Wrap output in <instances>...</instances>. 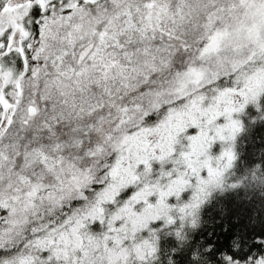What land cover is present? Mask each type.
Segmentation results:
<instances>
[{"label": "snow or ice", "instance_id": "snow-or-ice-1", "mask_svg": "<svg viewBox=\"0 0 264 264\" xmlns=\"http://www.w3.org/2000/svg\"><path fill=\"white\" fill-rule=\"evenodd\" d=\"M261 95L264 0H0V264H155Z\"/></svg>", "mask_w": 264, "mask_h": 264}, {"label": "trees", "instance_id": "trees-1", "mask_svg": "<svg viewBox=\"0 0 264 264\" xmlns=\"http://www.w3.org/2000/svg\"><path fill=\"white\" fill-rule=\"evenodd\" d=\"M258 103L259 109L244 112L243 131L235 141L230 182L238 186L209 198L198 227L187 231L184 242L161 236L155 264H223L222 254L242 262L254 252L264 254V246L256 243L264 240V95ZM194 253L201 259L193 260Z\"/></svg>", "mask_w": 264, "mask_h": 264}, {"label": "rangeland", "instance_id": "rangeland-1", "mask_svg": "<svg viewBox=\"0 0 264 264\" xmlns=\"http://www.w3.org/2000/svg\"><path fill=\"white\" fill-rule=\"evenodd\" d=\"M261 97V96H260ZM260 99V98H259ZM259 102V101H258ZM250 107H252V108H257V106L256 105H254V104H249L247 107H246V109H245V111L248 109V108H250ZM244 111V112H245ZM244 112L243 113H241V114H234V118H239L240 120H241V118H242V116H243V114H244ZM153 119H155V118H153ZM195 129H191V130H189V134H194L195 133ZM238 137V136H237ZM236 141V140H235ZM212 154L213 155H216V154H219V152L221 151V145H220V143L219 142H217L214 146H213V148H212ZM159 168H160V165H159V163H157V162H153V169H154V172H153V174L154 175H157L158 174V172H159ZM231 170L232 169H230L229 170V172L226 174V178H227V183L228 184H232V182H230V172H231ZM228 189H230V188H227L226 190H228ZM226 190H224V191H226ZM133 191H135V189L133 188V187H129L127 190H125L123 193H122V197L121 198H127L129 195H131V193L133 192ZM224 191H216V192H214L212 195H214V194H217V193H222V192H224ZM211 195V196H212ZM189 196H190V192H186V193H184L183 195H182V199H184L185 201L189 198ZM210 196V197H211ZM209 197V198H210ZM209 200V199H208ZM207 200V201H208ZM206 201V202H207ZM176 201L173 199V200H171L170 201V203H175ZM205 202V203H206ZM78 203H80V202H74V205H77ZM204 203V204H205ZM203 204V205H204ZM202 205V206H203ZM202 208V207H201ZM161 224H162V222H158L157 224H155V225H153V227H157V228H159L160 226H161ZM91 230L93 231V232H98V231H100L101 230V226L97 223V224H94V225H91ZM190 230V229H189ZM168 229H164L163 231H161L160 232V237L161 236H171V237H174V238H176L175 237V235H170V234H168ZM188 231V230H187Z\"/></svg>", "mask_w": 264, "mask_h": 264}, {"label": "clouds", "instance_id": "clouds-1", "mask_svg": "<svg viewBox=\"0 0 264 264\" xmlns=\"http://www.w3.org/2000/svg\"><path fill=\"white\" fill-rule=\"evenodd\" d=\"M257 167H259L258 165H257ZM261 195H264V192H261ZM181 242H184V241H181ZM209 247H211V246H209ZM195 254V253H194Z\"/></svg>", "mask_w": 264, "mask_h": 264}]
</instances>
